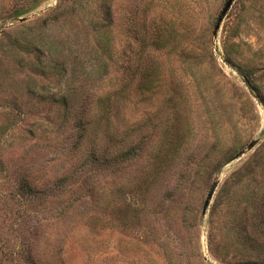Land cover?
<instances>
[{
  "label": "rangeland",
  "instance_id": "374dc122",
  "mask_svg": "<svg viewBox=\"0 0 264 264\" xmlns=\"http://www.w3.org/2000/svg\"><path fill=\"white\" fill-rule=\"evenodd\" d=\"M227 1L0 0V264H264V0Z\"/></svg>",
  "mask_w": 264,
  "mask_h": 264
},
{
  "label": "water",
  "instance_id": "95a60500",
  "mask_svg": "<svg viewBox=\"0 0 264 264\" xmlns=\"http://www.w3.org/2000/svg\"><path fill=\"white\" fill-rule=\"evenodd\" d=\"M231 3H232V0H228V1L226 2V5H225L224 9H223L222 12H221V16L225 15V13L227 12L228 8L231 6ZM220 21H221V18H219V20H218V22H217V24H216V27H215L216 30H217L218 27H219ZM208 203H209V200H206V202H205V204H204V209H203V211L206 210V208H207V206H208Z\"/></svg>",
  "mask_w": 264,
  "mask_h": 264
},
{
  "label": "trees",
  "instance_id": "16d2710c",
  "mask_svg": "<svg viewBox=\"0 0 264 264\" xmlns=\"http://www.w3.org/2000/svg\"><path fill=\"white\" fill-rule=\"evenodd\" d=\"M246 76V75H245ZM247 77V76H246ZM246 79H248V83H250L251 82V80H250V77H247Z\"/></svg>",
  "mask_w": 264,
  "mask_h": 264
}]
</instances>
